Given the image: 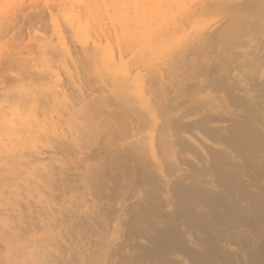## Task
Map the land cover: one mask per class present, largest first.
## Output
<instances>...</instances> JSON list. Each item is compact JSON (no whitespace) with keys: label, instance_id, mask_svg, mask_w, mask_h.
<instances>
[{"label":"rangeland","instance_id":"obj_1","mask_svg":"<svg viewBox=\"0 0 264 264\" xmlns=\"http://www.w3.org/2000/svg\"><path fill=\"white\" fill-rule=\"evenodd\" d=\"M91 1L85 0L87 4L81 6V1L79 4L76 0H0V104L7 105L0 119L5 126L11 121L18 125L17 129L8 125L7 133L0 132L7 134L5 142L0 134V150L2 147L4 151H0V264H204L203 260L209 261L207 264H264V95L255 89L250 63L242 60L249 19L238 21V26L229 18L237 3L244 0H227L230 4L224 6L221 0H193L195 4L191 6L189 1V9L187 0H180L187 5L173 11L172 24L176 21L185 32L181 30L183 33L177 36V31V38L172 37L169 42L163 36L167 41L158 47L155 42L162 37L158 35L166 29L168 15L177 6L171 5L170 14L164 12L163 16L162 10L168 9L162 7L155 18L159 23L151 17L147 19L156 23L151 28L147 25H152L150 21L138 26V30L142 25L150 28L145 29L147 33L141 27L140 31L149 35L141 34L147 37L145 40L139 38L140 34L135 37L137 33L129 35L136 38L137 45L130 42L135 39L128 38L136 51L129 50L128 54L120 45L122 30L117 22H124L128 28L129 17L136 14L132 12L135 7L151 8L150 4L157 0H137L136 6L130 4L136 0H122L130 9L126 8L129 17L122 6V13H116L118 2L122 5L120 0H111L115 2L113 8L110 0V6L106 3L108 11L116 10L110 11L112 16L104 6L99 8L100 2L93 1L97 4L92 7ZM103 1L104 5L106 0ZM142 1L144 5H140ZM159 3L153 4L152 9H158ZM80 6L84 7L82 11ZM74 7L81 11L79 15L75 12L81 18L74 14ZM52 11L53 18L49 15ZM201 12L204 15L200 17ZM120 14L121 18L125 16L123 22L118 18ZM109 16L116 24L111 23ZM232 23L235 27L228 28ZM114 24L120 43L115 42ZM82 25L83 29H76ZM171 25L168 23L167 29ZM122 28L126 29L124 25ZM97 29L102 30L99 36L106 37L105 42V34L110 32L108 37L125 51L114 46L110 38L107 41L110 39L114 49L108 51L110 46L99 37V46H109L100 50L102 46L94 42ZM60 30L63 37L58 36ZM154 32L155 39L151 35ZM197 34L204 35L197 38ZM177 39L181 44L188 40L187 45L180 47ZM201 39L204 43L199 45ZM84 41L95 56L81 61L78 71L75 68L80 57H75V50L80 46L78 42L84 45ZM152 44L155 51L151 56ZM147 48H151L150 55ZM119 49L123 51V61L119 60ZM141 50L144 51L140 53ZM178 51L184 53L182 62L177 60L181 59ZM125 56H131V61ZM137 56L143 57H138V63H150L145 64L147 72L141 63L136 68ZM165 63L167 69L170 66L167 71ZM155 64L165 67L160 72ZM146 68L152 74L158 68L160 74L148 78L151 74L146 76ZM138 71L141 75L137 76ZM162 71H172L173 76L164 74L171 77L164 78ZM233 73L242 78V83L232 78ZM137 77L146 78L143 81ZM125 78L128 90H123ZM139 80L144 84L146 81V86L152 83L155 92L140 96L141 104L137 98L126 100L128 93L122 94L129 91V85L138 92L145 88L141 87L143 82L138 87ZM134 83L140 90L135 89ZM23 97L35 99L26 104L20 102ZM148 106L158 117L155 127L154 112L151 116L150 109L146 111ZM18 109L22 114L17 115ZM15 115H22L23 119L18 120ZM27 129L33 131L31 137ZM16 133L25 134L17 136L24 140L14 136ZM182 136L190 141H184ZM10 156H15L16 162ZM234 174L236 177H232ZM224 178L235 181L236 188L243 180L242 188L235 190L230 179L227 183H233L229 185L233 190L228 189L227 195ZM239 189L243 190L238 193ZM251 222L257 227H250ZM249 227L255 231L250 232ZM208 245L213 252L217 250L219 258Z\"/></svg>","mask_w":264,"mask_h":264},{"label":"bare ground","instance_id":"obj_2","mask_svg":"<svg viewBox=\"0 0 264 264\" xmlns=\"http://www.w3.org/2000/svg\"><path fill=\"white\" fill-rule=\"evenodd\" d=\"M80 1H81V4H80ZM80 1H79V0H76V3L78 2L81 6H82V3H85L84 5L87 4V3L85 2V0H84V1H83V0H80ZM82 1H83V2H82ZM88 1H90V0H88ZM93 1H98V2H100L101 4L99 3L98 6L102 5V6L99 7V8H101V9L103 8V6L106 8L107 4L109 5V3H107L109 0H106V2L104 3V5H103V2H104L103 0H102L103 2H101V0H92V1H91L92 4H93ZM110 1H111V0H110ZM110 1H109V2H110ZM117 1H118V0H117ZM120 1H121L122 5L120 4V2H118V5H117V7L120 6V7H118L119 11H118V10H117V11H116V10H112V9H110V11H111V10H112V11H116V13L118 12L117 14H119V12H121L120 10H122V9H121V6L123 7V10H122V11H124V12H125V11L128 12L127 10H130V9L127 8V6H126V8H127V10H126L125 5H124V4L126 3V1H128V0H126V1L124 0L125 3H124V1L122 2V0H120ZM129 1H130V0H129ZM138 1H139V0H138ZM155 1H156V0H155ZM157 1H158V0H157ZM157 1L155 2L156 4H155V3H152V4H150V5H151L152 7H153V4H155V6H156V5L158 6V3H159V2L157 3ZM163 1H164L165 3H164ZM163 1L161 0V3H159V5L161 4L162 6L160 5L159 8L156 7V8H158V9H156V10H153L155 6L153 7V9H152V7H151V8L149 7L150 9H149L148 7H147V8L145 7V8L148 9V10L144 9V7L141 8L140 5L143 4V1L141 2V4H140V2H139L140 5L138 4V5H139V8H141V9H138V6L135 7V9H134L132 6H134L135 3H136V5H137V0H136V2L133 1L134 3H131V1H130V4L132 5L130 8H131V9L133 8L134 10H132V12H133V13H136V14H133V15L135 16V19H134V16H133V18L129 17V15H130L129 12H128L129 14H127L128 16L126 15L127 17H129V20H128V21L130 22V20H131V22H132V23L130 22L131 25H129V22H128V28H126V24L123 22V18H124L125 16H123V17L121 18V17H119V16H122V14L118 15V18H121L120 21L123 22L124 28H126V29H123V28H122V26H123L122 23H121V25H122V26H121V25H120V22L118 21V22H119V23H118L117 20H115V19H117V18H116V17H117V16H116L117 14H114V12H113V14H114L115 17H114V16H113V17H114V20L117 22V24H116V22L112 19L113 17H111L112 20H110V16H112V13H111L110 11H108V10H109L108 8H110V7L107 6L108 8H106L105 10H107L108 13L111 14V15L108 17V19H109L110 21H112L111 23H115L116 26H119L118 29L122 30V31L119 30V31L121 32V33L119 34V35H121V36H120V37H121V38H120L121 43H120L119 40H118V37H117V36H119V35H117V34L119 33L118 30H117V27L115 26V24H114L115 28H114V26L112 25V26H113L112 29H114V32H115L114 35H116V36H115L116 41H115V40H114V41H115V42H119L120 45H122V46L124 47V49L127 51V52H126L127 54H128V52H129V50H132V48H134V47H133V44H136V43H137V42H135V41H136V38H135V37H137V36L140 34V35H139L140 37H139V36H138V37H139L141 40H142V38L145 40V38H147V37L149 36V35H145V34L148 33L147 31L153 26V24L159 23V22H156V21L159 20V19H158V18L155 19V18H156V14H157L158 12L160 13L162 9H165V10L168 9V11H169V12H168V11H163V10H162V12H163V13H162V16H163L164 12H167L168 14H170V10L173 9L171 5H175V6H177V7H175V8L172 10V15H171V14L168 15L169 18H170V21H168V23L171 25L172 22L174 21V20L172 21V19H174V16H173L174 13H173V11H174L176 8H181L180 6H184L185 4L187 5V3H188V5H189L190 2L192 3V4L190 3L191 6H193V5L195 4V1H193V0H187V3H185L184 5H183V3H184V1H186V0H184L183 2L180 1V0H178V1H180V2L182 3V5H181L180 2H175L174 0H173V1H172V0H166V1L163 0ZM171 1H172V2H171ZM189 1H190V2H189ZM200 1L208 2V1H210V0H207V1H206V0H197V2H200ZM213 1H214V0H213ZM219 1H220V0H218V2H219ZM230 1H231V0H230ZM113 2H114V1H113ZM113 2H112V1L110 2V3H112V4H110V5H112L111 8H113V4H115V2H114V3H113ZM193 2H194V3H193ZM228 2H229V1H227V0H221V3H220V2H219V3L222 4V6H224V5H225L226 3H228ZM88 3H89V2H88ZM95 3H96V2H94V4H95ZM106 3H107V4H106ZM162 3H163V4H162ZM175 3H177V4L180 3V5L178 4L179 7H178V5H176ZM79 4H78V5H79ZM94 4L91 5V6L94 7ZM96 4H97V3H96ZM119 4H120V5H119ZM133 4H134V5H133ZM145 4H146L145 6H147V3H145ZM229 4H230V3H228V5H229ZM105 5H106V6H105ZM110 5H109V6H110ZM123 5H124V6H123ZM136 5H135V6H136ZM143 5H144V4H143ZM186 5H185V6H186ZM81 6L78 7V8H80V10H81V8L84 9V7H81ZM98 6L95 5V10H96V7L98 8ZM185 6H184V8H185ZM236 6H238V7H237V8L235 7V9H233V11L230 12V14H229V15H230V16H229L230 20H231L232 22H236V24H235V23H232L231 25H229L228 28L231 29V27H232V28L235 27V25H238L237 22H238V21L240 22V20L243 21L244 19H249L248 31H246V32H248V33H247L248 36H247V38H246V40H245V46H244L243 49L241 50L242 58H243L242 60H244L243 63H245L246 61L250 63L253 72H252V74H251V73L248 71V73L251 74V79H252V82H254V84H255V89H256V91H257L258 88H259V91L262 92L263 95H264V0H244L242 4L237 3ZM76 7H77V6H76ZM76 7H74L75 9H73L74 14H76L75 12H77V14H78V13L80 14L82 10H81V11L78 10V11H79V12H78V11H76V10H77ZM92 7H91V8H92ZM114 7H115V6H114ZM162 7H164V8H162ZM170 7H171L172 9H171ZM187 7H188V6H187ZM136 8H137L138 10H137ZM161 8H162V9H161ZM184 8H183V9H184ZM189 8H190V5H189L188 9H189ZM169 9H170V10H169ZM186 9H187V8H186ZM92 10H93V9H92ZM139 10H142V11H140L141 13L138 15V11H139ZM93 11H94V10H93ZM107 11H106V12H107ZM197 11H198V10H197ZM85 12H86V10H85ZM97 12H98V11H95L94 13H97ZM101 12H103V11H101ZM130 12H131V11H130ZM198 12H199V11H198ZM83 13H84V12H83ZM99 13H100V12H99ZM108 13H106V14H108ZM121 13H122V12H121ZM201 13H202V14H201ZM201 13L199 14L200 17L204 15V12H201ZM77 14H76V15H77ZM79 14H78V15H79ZM88 14H89V13H88ZM102 14H103V13H102ZM180 14H181V13H180ZM49 15L53 18V17H54V12H53V11H52V12H49ZM76 15H75V16H76ZM78 15H77L76 17L81 18V17L78 16ZM92 15H93V13H92ZM123 15H124V14H123ZM136 15H137V16H136ZM165 15H166V14H165ZM90 16H91V15H90ZM149 16H150V17H149ZM73 17H74V15H73ZM85 17H89V16H88V15L86 16V14H85ZM100 17H101V16H100ZM127 17H126V18H127ZM136 17H137V18H136ZM151 17H154V21H155L156 23H153L152 20L150 21L149 19H147V18L153 19V18H151ZM171 17H172V18H171ZM247 17H248V18H247ZM130 18H131V19H130ZM159 18H161V17H159ZM146 19H147V20H146ZM161 19H162V18H161ZM161 19H160V20H161ZM79 20H80V19H79ZM82 20H83V19H82ZM86 20H87V19H86ZM132 20H134V22H133ZM113 21H114V22H113ZM146 21H147V22L150 21L152 25L147 24L149 27L151 26L150 28L148 27V28H149L148 30H147V28H145L147 31H145V29H144V25H142V26H143L142 29H144V31L147 32V33H143L144 31H142V32L140 31V30H142V29H141L142 26L139 27L140 30H138L137 28H138L139 25H141V24H143V23L145 24ZM246 21H247V20H246ZM246 21H245V22H246ZM79 22H80V21H79ZM82 22H83V21H82ZM147 22H146V23H147ZM166 22H167V21H166ZM175 22H176V21H175ZM175 22H174V23H173L168 29H167L168 23L166 24V23L164 22V23L167 25V26L165 25V26H166V29L164 28V29L166 30L165 32H163L164 29H162L163 31L161 30L162 32H161L159 29H157V32L160 31V32L162 33V34H161L160 32H159L160 34L158 33V34H159L158 36H162V37L159 38V39L157 38V39L159 40V42H158V41L155 42V44L157 43V46H158V47H159L160 45H162V44H161L162 42H163V44H164L167 40H168V42H169V39H170V41H171V40H172V39H171L172 37H173L174 39H175V37L177 38V36L179 35V32H181L180 34H182L183 32H185V28H184V26H183L182 29H181V27H180L181 25H179L177 22H176V23H175ZM243 22H244V21H243ZM72 23H73V22H72ZM148 23H149V22H148ZM164 23H163V24H164ZM73 24H76V22L73 23ZM234 24H235V25H234ZM247 24H248V23H247ZM147 25H146L145 27H147ZM73 26H75V25H73ZM76 26H77V25H76ZM120 26H121V27H120ZM165 26H164V27H165ZM177 26H178V28H177ZM230 26H231V27H230ZM238 26H239V25H238ZM79 27H80V28H76V29H80V30L83 29V25H82V26H79ZM81 27H82V28H81ZM85 28H86V27H85ZM85 28H84V29H85ZM99 28H100V27H99ZM104 28H105V27H103L102 30H104ZM108 28H109V27H108ZM108 28H106V29H108ZM121 28H122V29H121ZM131 28H132V29L136 28L137 30H135L134 32H132V31H131V30H132ZM228 28L226 29V30H227L226 32H228ZM243 28H244V27H243ZM70 29H71V30L74 29V31H76L75 28H72V27H71ZM100 29H101V28H100ZM110 29H111V28H109V30H110ZM115 29H116L117 32H118L117 34H116V30H115ZM179 29H180V30H179ZM234 29H235V28H234ZM245 29H246V28H245ZM80 30H79V31H80ZM97 30H99V29H97ZM97 30H96V31H97ZM102 30H101V31L99 30L100 32L97 31V32H98V37H97L96 41L94 40L95 43L98 42L99 40H103V41L105 40L106 37H104V39H103V38L101 39L102 36H99V35H101V34H99V33H102ZM181 30H182V31L184 30V31L182 32ZM58 31H59V30H58ZM104 31H105V30H104ZM107 31H108V30H107ZM136 31H140V33L136 32ZM155 31H156V30H155ZM177 31H178L177 36H175ZM60 32H61V33H60ZM60 32H58V33H60V35L58 34V36H61V34H62L61 37H63V33H62L61 30H60ZM72 32H73V31H72ZM88 32H89V31H88ZM97 32H96V35H97ZM111 32H112V31H111ZM150 32H151V31H149V33H150ZM157 32H156V33H157ZM66 33H67V32H66ZM73 33H74V32H73ZM80 33H82V32H80ZM106 33H108V32H106ZM134 33H137L136 36L134 37L135 40H134L133 38L131 39V38H130L131 36H129V35L134 36V35H135ZM205 33H206V32H204V34H205ZM71 34H72V33H71ZM75 34H76V33H75ZM77 34H78V33H77ZM86 34H87V33H86ZM103 34H104V32H103ZM109 34H110V32H109L108 34H105V35H107V39L110 38L111 40H110V39H109V40H110L111 42H114V41H112L113 39H112L111 37H108ZM141 34H142V35L144 34V35L147 36V37L144 38V37H142ZM154 34H155V32H154L153 34L151 33V35H153L152 38L155 37ZM185 34H187V33H185ZM185 34H184V35H185ZM204 34H201V35H200V34H197V36L199 35L200 37H197V36H196V37H197V38H201L202 35H204ZM40 35H41V34H40ZM72 35H73V34H72ZM112 35H113V34L111 33V36H112ZM187 35H188V34H187ZM187 35H185V38H186V39H189V36H187ZM217 35H219V34H217ZM163 36L168 37V39H167L166 37L164 38ZM186 36H187L188 38H187ZM99 37H100V38H99ZM112 37H114V36H112ZM141 37H142V38H141ZM190 37H191V36H190ZM217 37H218V36H217ZM98 38H99V40H98ZM115 38H114V39H115ZM128 38H130L131 40H134V41H130V39L128 40ZM155 38H156V37H155ZM155 38H154V39H155ZM163 38H164V41H163ZM183 38H184V37H183ZM183 38H182V39H183ZM197 38H196V40H198ZM63 39H64V38H63ZM91 39H92V38H91ZM107 39H106V42H107V43H106L105 41H104V42L106 43V45H109L111 48H110L109 46H106V45H101V46H102V47H101V46H99V45H100L99 43H96V45H97L98 47H101V48H99L100 50H101L102 48L109 47V48H108V49H109L108 51H112V50L114 49V46H118V47H120L119 43H117V45H116L115 42H114V46H113V48H112V44H113V43L108 42L109 40L107 41ZM126 39L128 40V43H127V44H126V42H127ZM140 39H138V40H140ZM165 39H167V40H165ZM182 39H181V40H182ZM192 39H193V38H192ZM194 39H195V37H194ZM206 39H207V38H205V37L203 38L204 42H205ZM97 40H98V41H97ZM146 40H147V39H146ZM177 40H178V41H177ZM177 40H176V41H177V43H178V42H179V39H177ZM181 40H180V41H181ZM203 40L201 39L200 41H198L199 45L202 44ZM210 40H211V39H210ZM129 41H130L131 43L133 42V44L129 45V43H130ZM160 41H161V42H160ZM184 41H185V40H184ZM187 41H188V40H187ZM187 41H186V42H187ZM191 41H192V40H191ZM191 41H190V42H191ZM75 42H76V41H75ZM79 42H80V41H79ZM79 42H78V44H80V46H79L80 48L78 47L79 50H78V49L75 50V51H76V55H75V57H76V58H79V57H80V62L77 63V62L75 61V59H71L73 62H76V63H77V65L73 63L74 65H76V68H75V69H77V66H78L79 63H80L79 66L81 67V61H83V60H84V61H88V60L92 57V54L90 53V51H89L88 48H87L88 44H86V42L84 41V42H85V43H84L85 46H84V45L81 44L83 41H82L81 43H79ZM101 42H102V41H101ZM101 42H100V43H101ZM181 42H182V41H181ZM186 42H185V44H183L184 42H182V44L186 46V45H187ZM204 42H203V43H204ZM73 43H74V42H73ZM95 43H94V44H95ZM105 43H104V44H105ZM108 43H109V44H108ZM152 43H154V42H152ZM158 43H160V44L158 45ZM220 43H221V42H220ZM235 43H236V42H235ZM74 44H75V43H74ZM74 44H73V46H74ZM76 44H77V43H76ZM98 44H99V45H98ZM178 44H181V43H178ZM182 44H181V46H180V45H179V46L182 47V46H183ZM205 44H206V42H205L203 45H205ZM96 45H95L94 47L98 49V47H97ZM136 45H137V44H136ZM77 46H78V45H77ZM77 46H76V47H77ZM104 46H105V47H104ZM122 46H121V47H122ZM153 46H154V45L152 44V47H151V48L153 49V52L151 53V56L154 55V51H155ZM157 46H155L156 52H157V49H158ZM85 47H86V48H85ZM121 47H120V48H121ZM123 47L121 48V50L123 49ZM131 47H132V48H131ZM135 47H136V46H135ZM64 48H68V46L65 45ZM138 48H139V47L137 46L136 50H137ZM151 48H147V49L149 50V52H146V53H149V55H150V52H151V50H150ZM97 49H96V50H97ZM105 49H107V48H105ZM124 49H123V51H125ZM181 50H182V49H181ZM41 51H42V50H41ZM119 51H120V49H119ZM123 51H122V52H123ZM132 51H135V49H133ZM137 51H138V50H137ZM143 51H144V50H141L140 53L143 52ZM184 51H186V50H184ZM67 52H68V51H67ZM113 52H114V51H113ZM120 52H121V51H120ZM122 52H121L120 54H118V55L123 54ZM135 52H136V51H135ZM156 52H155V54H156ZM179 52H180V51H178V53H179ZM182 52H183V51H182ZM70 53H71V52H70ZM110 53H111V52H110ZM131 53H132V52H131ZM131 53H129V55H130ZM140 53H139V54H140ZM144 53H145V52H144ZM180 53H181V52H180ZM180 53H179V54H180ZM186 53H187V52H186ZM71 54H72V53H71ZM111 54L113 55V53H111ZM115 54H116V53H115ZM127 54H126V55H127ZM137 54H138V53H137ZM142 54H143V53H142ZM142 54H141V55H142ZM131 55H133L132 57L135 56L134 53H132ZM143 55H144V54H143ZM143 55H142V56H143ZM145 55H146V54H145ZM145 55H144V57H145ZM180 55H181V54H180ZM180 55L178 56V58L180 57ZM182 55H184V53H183ZM182 55H181V59H180V58L177 59V60H179L180 62H182V60H185V57H184V59H183V58H182ZM94 56H95V55H94ZM94 56H93V57H94ZM116 56H117V55H116ZM142 56H140V57L137 56V59H136V60H137V63H138V60H140V59H138V57H139V58H143ZM71 57L73 58L74 56H71ZM93 57H92V58H93ZM112 57H113V59H114L115 56H112ZM125 57H126V56H125ZM127 57H129V56H127ZM127 57H126V58H127ZM130 57H131V56H130ZM130 57H129V58H130ZM119 58H120V59H119L120 61H123L122 59H123L124 57L121 55V57H119ZM129 58H128V59H129ZM135 58H136V57H135ZM131 59H132V58H130V61H131ZM77 60L79 61V59H77ZM133 61H134V59H133ZM179 61H177V62H179ZM114 62H116V61L114 60ZM183 62H184V61H183ZM126 63H127V61H126ZM126 63H125V65H126ZM135 63H136V62H135ZM135 63H134V64H135ZM137 63H136V64H137ZM139 63H141V62H139ZM139 63L136 65V68H138L137 66H140ZM144 63H145V64H146V63H147V64H150V63H148V62H144ZM169 63H170V62H169ZM117 64H118V63H117ZM121 64H122V63H121ZM129 64H130V63H129ZM145 64H143V65H144V68H143L144 70H145V67H146ZM163 64H164V63H163ZM163 64H162V65H163ZM165 64H166V63H165ZM178 64H179V63H178ZM141 65H142V63H141ZM143 65H142V66H143ZM155 65H157V64H155ZM168 65H169V64H168ZM175 65H176V63L174 64V66H175ZM79 66H78V67H79ZM163 66H164V65H163ZM163 66H161V67H163ZM165 66H166V71L169 70V67H170V66H168V69H167V64H166ZM165 66H164V67H165ZM120 67H121V66H120ZM147 67H148V65H147ZM157 67H160V66L157 65ZM161 67H160V72H161ZM123 68H125V67H123ZM128 68H129V66H128ZM140 68H141V67H140ZM148 68H149V67H148ZM148 68H146V69L148 70V73H145L146 76H147V74H149V72H150V70H149ZM151 68H154V66L152 65ZM71 69H72V68H71ZM126 69H127V67H126ZM129 69H130V68H129ZM143 69H141V70L143 71ZM164 69H165V68H163V71H164ZM77 70H78V69H77ZM157 70H158V68H157ZM157 70H153V71H154L153 74H156V75L158 76V74H160V72H159V70H158V71H157ZM75 71H76V70H75ZM78 71H79V70H78ZM125 71H126V70H125ZM125 71H123V72H125ZM156 71H157V72H156ZM163 71H162V74H163ZM166 71L164 72L165 75H169V74L171 73L170 76H173L172 71H171L169 74H168V72H166ZM245 71H246V70H245ZM245 71H244V72H245ZM127 72H128V71H127ZM139 72L141 73V71H138V72H137V76L140 74ZM144 72H147V71L145 70ZM151 72H152V70H151ZM151 72H150L151 75L148 76V78L151 77V76H156V75H153ZM155 72H156V73H155ZM158 72H159V73H158ZM70 73H71V72H70ZM73 73H75V72H73ZM73 73H71V74L73 75ZM130 73H132V72H130ZM130 73H129V75H130ZM133 73H134V72H133ZM133 73H132V74H133ZM248 73L246 72L247 75H248ZM71 74H70V75H71ZM125 74H127V73H125ZM132 74H131V77L134 76V74H133V75H132ZM164 74L161 75V76H164V78H171V77H165ZM243 74H244V73H243ZM140 75H141V74H140ZM143 75H144V74H143ZM230 75H231V74H229V75H227V76L229 77ZM247 75H245V76H247ZM144 76H145V75H144ZM231 76H233L232 78H234V79L236 80V82H238V83H242V78H241L237 73H233ZM245 76H243V77H245ZM127 77H128V76H127ZM127 77H126V78H127ZM126 78L123 79V81L121 80L122 83H124V80H127ZM134 78H135V79H133V80L136 81V80H137V79H136V75L134 76ZM137 78H138V77H137ZM145 78H146V77H144V79H142V77H141V78H138V79H142V80L144 81ZM151 78H152V77H151ZM151 78H150V79H151ZM248 78H249V75H248ZM71 79H72V78H71ZM157 80H158V79H157ZM112 81H113V80H112ZM134 81H133V82H134ZM137 81H138V80H137ZM139 81H140V84H138V85H139L138 87H140V86H141V83L143 82V81L141 82V80H139ZM119 82H120V81H119ZM133 82L131 81V84H132ZM159 82H160V81H159ZM165 82H166V81H165ZM160 83H164V82H160ZM63 84H64V83H63ZM115 84H116V83H115ZM129 84H130V82H129ZM142 84H143V85H142L141 87L143 88L144 85L146 84V81H145V84H144V82H143ZM158 84H159V83H158ZM158 84H157V85H158ZM117 85H118V83H117ZM117 85H116V86H117ZM120 85H121V83H119V86H120ZM122 85H124V86H123V90H125L126 88H127L126 90H128V82H126V83H124V84H122ZM132 85H133V84H132ZM165 85H166V83H165ZM248 85H249V84H248ZM134 86H135V89L138 88L137 85H135V83H134ZM158 86H159V85H158ZM163 86H164V84H163ZM117 87H118V86H117ZM153 87H155V85H154ZM160 87H162V84H160ZM160 87H159V88H160ZM118 88H119V87H118ZM156 88H157V87H155V89H156ZM159 88H158V89H159ZM57 89H58V88H57ZM119 89H120V88H119ZM138 89H139V88H138ZM138 89H137V90H138ZM62 90H63V89H62ZM139 90H140V89H139ZM60 91H61V89H60ZM121 91H122V88H121ZM156 91H157V89H156ZM126 93H128V94H126ZM122 94H123V95L126 94V95H125V97L127 96V99H126V100H129V99L131 100V99L137 98L136 100L140 101V104H141V103H143V101H141V98H143V97H140V96H143V95H147V96H148V94L152 96V95L155 94V92L153 91L152 83H148L147 86L145 85V88H143L140 92H138V91H136V90H131V89H130V85H129V91H127V92L124 91V93L122 92ZM32 95H33V94H32ZM32 95H31V96H32ZM123 95H122V98H123ZM28 96H29V94H28ZM35 96H36V95H34V97H35ZM149 97H150V96H149ZM36 98H38V96H37ZM30 99H32V98H30ZM30 99H29V98H28V99H24V97H23V99L20 100V98H19L20 102H25L26 104H29V103L31 104V102H32L33 99H35V98H33L31 101H30ZM83 99H84V98H83ZM120 99H121V97H120ZM152 99H153V97H152ZM0 100H1V98H0ZM17 100H18V99H17ZM17 100H16V101H17ZM1 101H2V100H1ZM3 101H4V100H3ZM27 101H28V103H27ZM56 101H57V100H56ZM119 101H120V100H119ZM132 101H133V100H131V102H132ZM138 101H136V102H138ZM18 102H19V101H18ZM33 102H34V101H33ZM37 102H38V99H37ZM37 102H36V103H37ZM128 102H129V101H128ZM145 102H146V101H145ZM3 103H6V102H2V104H3ZM12 103H13V101H12ZM12 103H11V104H12ZM25 103H24V104H25ZM36 103H34L35 106H36ZM121 103H123V102H121ZM146 103H147V102H146ZM149 103H150V102H149ZM138 104H139V102H138ZM150 104H151V103H150ZM14 105H16V104H14ZM18 105H19V103H18ZM144 105H145V104H144ZM144 105H143V106H144ZM148 105H149V104H148ZM4 106H7V105H6V104H5V105L3 104V106H2V105L0 104V113H1V114L4 113V112L6 111V108H5ZM33 106H34V105H33ZM145 106H146V105H145ZM145 106H144V107H145ZM17 107H18V106H17ZM148 107H149V108H147L146 111H147L148 109L151 108L150 106H148ZM11 108H12V107H11ZM145 108H146V107H145ZM145 108H144V109H145ZM15 109H16V108H15ZM142 109H143V108H142ZM151 109H152V108H151ZM151 109H150L149 112H151L150 115L152 114V112H154V113L152 114V115H153V117H152V121L155 122V120H156V123H155V125H154V127H155V126L158 124V123H157L158 121H157V119H156V118H158V117L155 115V114H156L155 111H151ZM11 110H12V109H11ZM152 110H153V109H152ZM14 111H15V110H13V114L15 113ZM18 112H19V113H18ZM18 112H16V113H18L17 115H19V114L21 113V109H20V110L18 109ZM10 113H11V112H10ZM1 114H0V117H1ZM4 114H5V113H4ZM11 114H12V113H11ZM13 114H12V115H13ZM21 114H22V113H21ZM152 115H151V116H152ZM13 116H14V115H13ZM15 117H17V116L15 115ZM19 117H21V119H23V118H22V115H20ZM19 117H17L18 120L20 119ZM33 117H35L34 120L37 119V116H33ZM13 118H14V117H13ZM27 119H28V118H27ZM5 120H6V119H5ZM15 120H16V119H15ZM0 121H1V119H0ZM3 121H4V120H3ZM3 121L0 122V132L5 131V132L7 133L8 131H6V127H7L8 125H10V124H8V122H7V123H6V126H5V124L2 123ZM9 121H10V120H9ZM4 122H5V121H4ZM27 122L29 123V126H30V122H29V120H28ZM36 122H37V120H36ZM16 123H17V122H16ZM16 123H13V121H11V125H10V127H11L12 125H15V126H13V128L15 127V128L17 129V128H18V127H17L18 125L16 126ZM24 123L26 124V122H24ZM28 123H27L25 126H27ZM36 124H37V123H36ZM21 125H22V124H21ZM31 125H33V124H31ZM34 126H36L35 123H34ZM8 127H9V126H8ZM8 127H7V128H8ZM11 128H12V127H11ZM25 128H27V127H25ZM33 128H34V127H33ZM33 128H32V129H33ZM54 128H55V127H54ZM28 129H29V128H28ZM28 129H27V131H29V133H30V137H31V136H32V133H33V131H34V129H33V131H32V130H28ZM221 129H222V128H221ZM10 130H11V129H10ZM217 130H218V129H217ZM15 131H16V130H15ZM15 131H11V132H15ZM18 131L20 132V130H18ZM18 131H17V132H18ZM25 131H26V130H25ZM27 131H26V132H27ZM5 132H4V134H5ZM31 132H32V133H31ZM0 134H1V137H3V138H1V137H0V138L3 140V139H4V134H2V133H0ZM17 134H18V133H16L14 136H16V137H17V136H23V135H20V134L17 135ZM2 135H3V136H2ZM5 135H7V134H5ZM11 135H12V134H11ZM194 135H195V134H194ZM194 135H193V137L195 138ZM24 136H25V134H24ZM24 136H23V137H24ZM28 136H29V135H28ZM8 137L10 138V135H8ZM16 137H14V140L16 139ZM30 137H28V138H30ZM182 137H183V136H182ZM12 138H13V137H12ZM17 138H18V137H17ZM20 138H22V137H19L18 139H20ZM200 138H202L201 135H200ZM1 139H0V141H2ZM18 139H17V140H18ZM183 139H184V137H183ZM5 140H6V137H5V139H4V142H5ZM17 140H16V142H17ZM20 140H21V139H20ZM20 140H19V141H20ZM22 140H24V139H22ZM22 140H21V141H22ZM186 140H187V141H188V140L190 141V139H187V138H186ZM186 140L184 139V141H186ZM10 141H11V140H10ZM187 141H186V142H187ZM205 141H206V140H205ZM2 142H3V141H2ZM2 142H1V143H2ZM191 142H192V141H191ZM21 143H22V142H21ZM26 143H27V142H26ZM206 143H207V142H206ZM4 144H5V143H3V145H4ZM7 144H8V140H7V143L5 144V146H6ZM11 144H13V142L10 143V145H11ZM14 144H15V143H14ZM190 144H191V143H190ZM204 145H205V144H204ZM208 145H209V144H208ZM210 145H211V144H210ZM5 146H4V147H5ZM193 146L195 147V145H193ZM205 146H206V145H205ZM6 147H7V146H6ZM11 147H13V145H12ZM197 147H198V146H197ZM13 148H14V147H13ZM199 148H200V147H199ZM213 148H214V147H213ZM11 149H12V148H11ZM199 150H200V149H199ZM201 150H202V149H201ZM0 151H2V147H1V150H0ZM8 151H10V150H8ZM8 151H6V153H5L6 155L8 154V153H7ZM2 152L4 153V151H2ZM9 153H10V152H9ZM0 154H1V153H0ZM8 155H10V154H8ZM153 156H154V155H153ZM11 157H12V156H10V158H11ZM14 157H15V156H13L11 159H10V158H8V159L6 158V159H7V160H9V159H10V160H12V159L14 160ZM154 158H156V156H155ZM156 159H157V158H156ZM39 160H40V159H39ZM189 160L194 161L193 159H189ZM5 162H6V161H5ZM7 162H8V161H7ZM12 162H13V161H12ZM14 162H16V160H14ZM24 162H25V161H24ZM17 163H18V162H17ZM38 163H39V162H38ZM193 163H195V162H193ZM5 164H6V163H5ZM7 164H8V163H7ZM7 164H6V165H7ZM15 164H16V163H15ZM3 165H4V163H3ZM6 165H5V166H6ZM11 166H12V165H11ZM40 166H41V164H40ZM9 167H10V166H9ZM16 167H17V166H16ZM37 167H38V166H37ZM5 168H6V167H5ZM39 168H40V167H38V169H39ZM225 173H227V172L225 171V172H224V175H225ZM228 174H229V173H228ZM226 175H227V174H226ZM236 175H237V174H236ZM228 176H229V175H227V177H228ZM233 176H235V174L232 175V177H233ZM222 177H223V175H222ZM224 177H226V176H224ZM230 177H231V175H230ZM232 177H231V178H232ZM235 177H236V176H235ZM231 178H230V179H231ZM224 179L227 180V181L224 180L225 183H227V182L230 181L229 178H228V179H227V178H224ZM232 179L234 180V179H236V178H232ZM232 179H231V181L233 182ZM238 180H239V179H238ZM240 180H241V179H240ZM242 181H243V180H241L239 183L236 181V182L239 184V185L237 184V188H238V186H239V188H242L241 185H240V183H241ZM234 182H235V181H234ZM234 182H233V183H234ZM233 183H232V184H233ZM20 184H21V183H19V185H20ZM22 184H24V183H22ZM27 184H28V183H27ZM232 184H231V182H230V183H227V185H228V187H227V192H228V189H229V190L231 189V188H229V185L231 186ZM235 184H236V183L233 184V185H234V189L236 188V187H235V186H236ZM241 184H242V183H241ZM25 185H26V184H25ZM242 185H243V184H242ZM23 186H24V185H22V187H23ZM26 186H27V185H26ZM15 188H16V187H15ZM27 188H28V186L26 187V189H27ZM237 188H236L235 190H237ZM245 188H246V187H245ZM16 189H17V188H16ZM28 189H29V188H28ZM231 190H233V188H232ZM242 190H243V189H242ZM242 190L239 189V190H238V193H239V191H242ZM246 190H247V188H246ZM246 190H245V191H246ZM15 191H17V190H15ZM231 192H232V191H231ZM234 193L237 194L236 191H235ZM241 193H242V192H240V194H241ZM30 194H31V193H30ZM228 194L230 195V191L227 193V195H228ZM231 195H232V194H231ZM183 197H184V196H183ZM231 197H233V196H231ZM185 198H186V197H184V199H185ZM182 199H183V198H182ZM186 199L188 200V198H186ZM186 199H185V200H186ZM212 201H214V200H212ZM212 201H211V202H212ZM226 201H227V199H226ZM231 201H233V200L231 199ZM257 201H258V200H257ZM183 202H184V200H182V204H183ZM215 202H216V200H215ZM258 202H261V201H258ZM258 202H257V203H258ZM185 203H186V201H185ZM228 203H230V202H228ZM255 203H256V202H255ZM261 203H262V202H261ZM187 204H188V203H187ZM259 204H260V203H259ZM259 204H258V205H259ZM260 205H261V204H260ZM185 206H186V205H184V207H183L184 209L187 208V207H185ZM214 206H215V205H214ZM255 206H257V205H255ZM260 207H261V206H260ZM256 208H257V207H256ZM258 209H259V207H258ZM186 210H187V209H186ZM188 211H190V210H188ZM250 224H251V225L253 224V226H250V227H252V228L256 225V223H253V222H251ZM258 225H259V224H258ZM250 227H249V229H250ZM255 227H257V226H255ZM252 228H251V229H252ZM251 229H250V232L255 231V230H252V231H251ZM257 229H258V228H257ZM257 229H256V230H257ZM259 229H260V228H259ZM259 229H258V230H259ZM208 230H209V229H208ZM208 230H207V232H208ZM258 230H257V231H258ZM262 230H263V229H262ZM247 231H249V230H247ZM259 231H260V230H259ZM263 231H264V230H263ZM263 231H262L261 233H263ZM209 232H211V231L209 230ZM254 233H256V232H254ZM257 233H258V232H257ZM261 233H260V234H261ZM245 234H246V233H245ZM245 234H244V235H245ZM260 234H259V235H260ZM207 235H208V234H207ZM261 235H262V234H261ZM208 236H209V235H208ZM261 237H262V236H261ZM263 238H264V236H263ZM263 238H261L262 242H263V240H264ZM207 239H208V237H207ZM207 239H206V240H207ZM211 240H212V238H211ZM205 244H206V243H205ZM209 245H211V244H209ZM209 245L207 246L208 249H210V248L212 247V246L210 247ZM215 245H216V244H215ZM215 245H214V247H215ZM263 246H264V245H263ZM263 246H262V247H263ZM209 247H210V248H209ZM258 247L261 248V246H258ZM207 248H206V249H207ZM215 249H217V248L215 247ZM258 249H259V248H258ZM258 249H257V250H258ZM261 249H262V248H261ZM261 249H259V250H261ZM210 250H211V249H210ZM263 250H264V249H263ZM207 251H208V250H207ZM214 251H215V252H213V247H212V250H211V252H213L212 254H215V253H216V256L218 257V254H217L218 252H216L217 250H214ZM261 251H262V250H261ZM208 252H209V251H208ZM220 253H221V252H220ZM207 254H208V253H207ZM212 254H211V257H212V256H215V255H212ZM255 256H256V255H255ZM260 256H261V255H260ZM260 256H259V257H260ZM229 257H230V256H229ZM257 257H258V256H257ZM259 257H258V258H259ZM261 257H262V256H261ZM263 257H264V255H263ZM207 258H210V257H206V261L209 260V259H207ZM218 258H219V257H218ZM254 258H255V257H253V258H251V259L253 260ZM204 259H205V258H204ZM216 259H217V258H216ZM216 259H214V257H212V260H213V261H216ZM224 259H225V257H224ZM255 259H256V258H255ZM255 259H254V262H256ZM260 259H262V258H260ZM201 260H203V259H201ZM226 260L229 261L227 258L225 259V261H226ZM233 260H234V262L237 263V261H235V259H233ZM258 260H259V259H258ZM219 261H221V260H219ZM259 261H260V260H259ZM262 261L264 262L263 259H262ZM262 261H261V262H262ZM202 262H204V264H205V263L207 264V262H209V261L205 262V261L203 260ZM229 262L231 263V261H229ZM199 263H201L200 260H199ZM208 264H209V263H208ZM231 264H232V263H231Z\"/></svg>","mask_w":264,"mask_h":264}]
</instances>
